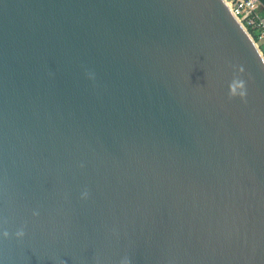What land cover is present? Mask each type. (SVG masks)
Returning a JSON list of instances; mask_svg holds the SVG:
<instances>
[{
    "label": "water",
    "instance_id": "obj_1",
    "mask_svg": "<svg viewBox=\"0 0 264 264\" xmlns=\"http://www.w3.org/2000/svg\"><path fill=\"white\" fill-rule=\"evenodd\" d=\"M125 257L264 264V57L225 0H0V264Z\"/></svg>",
    "mask_w": 264,
    "mask_h": 264
},
{
    "label": "built area",
    "instance_id": "obj_2",
    "mask_svg": "<svg viewBox=\"0 0 264 264\" xmlns=\"http://www.w3.org/2000/svg\"><path fill=\"white\" fill-rule=\"evenodd\" d=\"M246 27L264 57V5L260 0H225Z\"/></svg>",
    "mask_w": 264,
    "mask_h": 264
},
{
    "label": "clouds",
    "instance_id": "obj_3",
    "mask_svg": "<svg viewBox=\"0 0 264 264\" xmlns=\"http://www.w3.org/2000/svg\"><path fill=\"white\" fill-rule=\"evenodd\" d=\"M238 71L242 72L243 69H239ZM228 96L229 99H234L239 97L241 99V101H245L246 100V96H247V86H246V82L240 78L239 75L234 76L233 80L230 82L229 84V92H228ZM86 195V193H85ZM38 213H34V215H36ZM8 233L5 232L4 236H7ZM16 235L18 237H22L24 235L23 231H18L16 233ZM121 264H131L130 259H128L127 257H125L123 259V261L121 262Z\"/></svg>",
    "mask_w": 264,
    "mask_h": 264
},
{
    "label": "trees",
    "instance_id": "obj_4",
    "mask_svg": "<svg viewBox=\"0 0 264 264\" xmlns=\"http://www.w3.org/2000/svg\"><path fill=\"white\" fill-rule=\"evenodd\" d=\"M261 1V3L264 5V0H260Z\"/></svg>",
    "mask_w": 264,
    "mask_h": 264
}]
</instances>
